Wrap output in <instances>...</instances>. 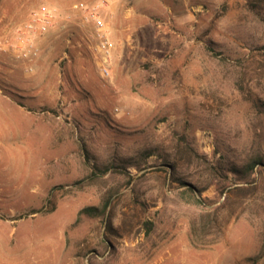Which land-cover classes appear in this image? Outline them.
<instances>
[{"label":"rangeland","instance_id":"obj_1","mask_svg":"<svg viewBox=\"0 0 264 264\" xmlns=\"http://www.w3.org/2000/svg\"><path fill=\"white\" fill-rule=\"evenodd\" d=\"M74 1L0 0V36ZM100 12L0 49V264H264V3Z\"/></svg>","mask_w":264,"mask_h":264},{"label":"built area","instance_id":"obj_2","mask_svg":"<svg viewBox=\"0 0 264 264\" xmlns=\"http://www.w3.org/2000/svg\"><path fill=\"white\" fill-rule=\"evenodd\" d=\"M110 0H99L94 3H87L81 0L74 1L70 5V12L58 14L55 11H45L44 9L32 11L28 18L20 24L14 37L2 34L0 36V49L7 50L15 46V49L21 51V46L31 45L35 34L41 33L53 27L58 22L71 21L74 16L80 17L86 22H91L99 35L106 29V24L101 16V9L104 8ZM109 42L105 39L101 41L100 48L107 55L109 51ZM35 53V52H34ZM105 57V56H104ZM100 64V71L103 75L108 74V69L104 64Z\"/></svg>","mask_w":264,"mask_h":264},{"label":"trees","instance_id":"obj_3","mask_svg":"<svg viewBox=\"0 0 264 264\" xmlns=\"http://www.w3.org/2000/svg\"><path fill=\"white\" fill-rule=\"evenodd\" d=\"M254 1H261L264 3V0H254ZM258 162H259L258 160H251L247 163H244L243 164L244 171L246 170L247 173L250 174L254 170V168L258 164Z\"/></svg>","mask_w":264,"mask_h":264}]
</instances>
